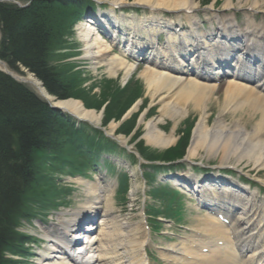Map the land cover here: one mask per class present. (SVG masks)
<instances>
[{
	"label": "bare ground",
	"instance_id": "6f19581e",
	"mask_svg": "<svg viewBox=\"0 0 264 264\" xmlns=\"http://www.w3.org/2000/svg\"><path fill=\"white\" fill-rule=\"evenodd\" d=\"M123 4H125V2L122 0H113L110 2L112 8ZM134 4L147 8L151 15L149 18L136 20L137 23L127 21L128 23L126 24V19H122L123 24L128 28L131 34L137 33L141 28L145 31L147 28L150 30L151 26L157 25L156 22L159 25L158 27L170 28L172 26L171 23L166 21L162 16L157 17L155 15L161 11L178 14H185V12L186 14H193L192 11L197 9L194 0H134ZM101 19L106 24L103 26V29L107 28L108 30L109 27L112 28L117 37L125 34L121 32L123 26L115 24L110 17H102ZM185 22L187 24L185 27L186 30H182L181 32L183 33L177 34V36L174 35V37H169L167 39V44L170 48L164 45V49L168 51L170 49V51H172V49L178 48L184 51H179L178 54L186 57L188 52L191 51H193L192 54L194 55L196 54L195 51H202V53L210 52V46L220 51L219 57L221 58L219 61L224 63L225 60L233 58L230 62V66L234 65L236 69H238V66L242 65L243 59L245 58L252 60L254 65L264 66V41L259 38H250L252 31H257L256 34L261 32L264 33V29L261 25H255V29V27L252 26L253 24L246 25L245 27L243 23L242 26H239L236 23L234 24V21L231 20L230 24L226 23L225 25L219 22L216 27L217 29L212 33L213 27H210L208 31H206V29L199 30V21L194 16L187 15ZM92 24H95V22ZM174 24L176 25L175 27H178V25L183 26L181 20H178ZM205 24H207V21H205ZM96 25L97 24L81 25L83 29L79 37L82 39L84 45L83 52L85 54L82 59L90 61L93 70L105 68V72L110 77H115L118 72L128 77L134 70V64L126 60L122 50L119 55L114 53L111 45L103 41L99 33H97V28H95ZM235 26H238L241 32L236 31L234 28ZM151 31L152 33L156 32L157 27H152ZM197 31L199 33H197ZM140 33L143 32H139V34ZM149 34L150 32H147V35ZM244 34L247 35V38L244 37ZM109 38L112 40V36ZM114 41L117 45L123 42L117 38H114L113 42ZM155 41L158 45V51L154 50L151 53H153V59L157 62L150 60L149 64L153 67H145V70L139 73V77L144 83L145 96L148 97L150 101L148 108L157 105L160 106L158 112L159 118L154 121L149 120L146 122L143 134L146 145L159 150L166 149L173 145L175 141L172 133L164 134L158 128V124L161 121L171 120L174 129L180 119L188 115L189 109L191 108L199 112V118L195 123L196 125L193 136L191 137L190 147L187 149V159L194 157L198 150L206 148L210 150L212 154L220 153L223 160H227L230 156L236 158L237 162H240L242 158H249L254 169L258 171L263 170L264 95L261 94L260 88L264 83L262 85L243 84L246 79L236 74V72H233L228 77L229 81L225 84L220 83L223 81L220 78V69L216 68V64L213 65L210 63L200 69V66L203 65L204 62L196 61L194 62L196 66L195 69H190V65H185L189 70L184 69L181 64L175 65L176 61L177 63L181 61L179 56H175L174 53L171 52L164 53V51H161V46H159L160 40L156 38ZM124 42L128 44L133 42V40L129 38L124 40ZM137 43L141 45L140 48H142V46L146 47L147 45L140 40H138ZM234 48H238L240 57L234 58V56H236V50H233ZM130 50L136 51L134 54L139 56V49L130 48ZM111 53H113L112 56H110ZM202 53H200L199 56H201ZM159 59L160 61H158ZM208 60L209 59L202 61L208 62ZM190 61L192 62L193 58H191ZM256 69L258 70V68ZM23 80L31 84L41 97L50 99L49 94L42 88L40 82L30 74L25 73ZM215 91H221L224 94L222 99L223 103L217 111V118L213 126L209 128L207 125L208 116H206V111L209 109V101H215L216 105L218 103L216 97L213 96ZM139 104L140 102H135L132 105L128 111L129 116L138 109ZM56 105L63 107L69 113L80 119L97 124L98 116L93 112L84 111L79 102L65 101L58 102ZM228 115H230V119L234 118L236 115H239V117L228 125L225 120V117ZM143 117L144 116L141 115L140 122ZM243 117H246L248 120L258 119L256 124L253 125L250 130H247L244 125L240 124ZM176 182L184 186V189H187V186L193 187L194 189L190 188L188 191L190 193L194 192L191 196L196 197L201 204L211 205L215 211L237 209L236 215L238 217L234 221L228 219L227 225L209 217L206 221L207 225H204L202 220L197 218L196 220H199L202 225H196L195 231L206 234L208 238L211 236V244H213V246H209L206 249L207 254H203V256L198 254L197 249H191L189 258L187 259L191 260V262L195 260L196 262L194 264H255V262L263 264L264 202L256 203L255 193H248L245 198L243 196L236 197L227 195L226 192H232L233 190L242 192L244 189H242L243 187L238 183L233 181L230 182V180L228 182L226 178L221 176L215 179L212 177L197 178L193 181L194 186L192 177L184 172L178 175V180ZM173 184L175 183L173 182ZM205 187L212 189V197H210L209 193H203ZM219 187L226 188V192H218ZM246 190L245 192H247ZM195 193H197V196ZM226 198L232 202L227 205L224 204ZM115 219L117 220V226L120 231L129 228L125 226L128 225V223L122 222L119 217H115ZM224 220L226 219L224 218ZM129 233L130 235L124 237L120 236L119 233L116 234L118 250L122 251L124 257L132 254L133 258V256L138 254L139 257L144 260V257L140 253L141 249L139 248H142L145 242L140 246L135 244L134 241L137 239V236H135V229H131ZM208 238L195 239L192 245L198 244L201 248H205V245L201 244L200 240L204 241ZM184 246L183 244L180 246H172L174 249H166L165 252L167 253H165V255L167 254L172 257V259L177 260L182 256ZM100 250L102 252L101 255H105L101 246ZM141 263L142 261L140 260V264ZM135 264H138V260H135Z\"/></svg>",
	"mask_w": 264,
	"mask_h": 264
},
{
	"label": "trees",
	"instance_id": "16d2710c",
	"mask_svg": "<svg viewBox=\"0 0 264 264\" xmlns=\"http://www.w3.org/2000/svg\"><path fill=\"white\" fill-rule=\"evenodd\" d=\"M51 13L58 15V9L48 1L32 0L27 9L0 3V58L14 70L21 64L50 94L63 99L71 94L69 85L48 65L62 33L56 23L46 28ZM55 119L25 86L0 74V252L13 248L12 231L27 205L25 197L27 201L37 197L32 193L37 186V162L57 147L60 132L57 125L54 128Z\"/></svg>",
	"mask_w": 264,
	"mask_h": 264
},
{
	"label": "rangeland",
	"instance_id": "374dc122",
	"mask_svg": "<svg viewBox=\"0 0 264 264\" xmlns=\"http://www.w3.org/2000/svg\"><path fill=\"white\" fill-rule=\"evenodd\" d=\"M92 1L96 5H98L99 10L104 9V8H101L104 4H102L101 2H97L96 0H92ZM194 2H195V4H199L201 7L203 5H206V4H207V6L213 5L215 10L220 12V13H217L220 18H225V15H223V13L220 11V9H221V6H225L226 3L231 4L234 8H236V6H239V5H242V7L243 6L244 7H251L252 6L249 4L248 0H194ZM215 3H216V5H214ZM262 5H264V1L257 0L256 7H259ZM128 7H129L128 5H120V9L124 10V13H127V15L130 16V14H132L133 12L135 13V10H129ZM136 9L140 10L141 11L140 13L144 12L147 14V12H148V10L144 9V8H136ZM212 14H208V16L206 17L204 12H199L198 14L196 13L198 18L202 21V23H204L206 20L210 19ZM163 15L167 19L176 20L175 17L178 16L179 14L168 13V14H163ZM179 17L182 21H184L183 19L186 16L183 17L180 14ZM210 26H211L210 22H207V24H205L206 29H209ZM107 41H109V40H107ZM80 47H81V45L79 46V48ZM71 60H73V59H71ZM80 62H82V66H84L83 64L85 62L84 61H80ZM85 66L88 67L89 69H91V66L90 67L88 65H85ZM1 69L2 68H0V70ZM83 70L81 71V74H82V76H85V73ZM141 70H142V68H138V70L134 73V75H131V77H130L131 80L129 81V83L131 81L137 80V82H139L140 86H141V88H140L138 85H136L139 88L134 87L133 90L125 89V87L122 86V80L121 79L119 80V77L121 76L120 73H118V77L116 79H111L112 83H110L108 86H106V85H103V81L104 80H110L109 76L107 74H105V72L101 69H98L95 72L91 71L92 73H89V74H91V75L94 74L93 77L89 76L88 74L85 77H82V78H85L83 83H82V88H84V92H83L82 96H79V99L81 100L80 103H84V102H87V104L94 103V104H92V107L94 109L98 110V112H100L101 114H103L104 118H106V116L108 118H112V117L118 116V114H120L122 112L120 115L123 116V117L122 116L121 117H122V121L124 122V124L126 126H128L129 124L134 123V127L129 130V134H127V136H125L124 138H122V136H121V138L128 140L130 138L131 134L136 129L137 132H136L135 136L136 135L138 137L140 136V138H137L133 141L131 140L130 142L133 144H136L138 141L141 140V137L145 131L144 127L146 125V122H148L149 120L154 121L155 119L159 118L158 112L160 110L159 105L154 106L149 111V113H147L146 116H144L145 110L147 109L150 101H149L148 97H146L144 95V93H145V89H144V85H143L144 83H143V81H141V79L139 77V73ZM95 79H98V81L93 82ZM93 85L95 86L94 89L91 88V86H93ZM100 86H101V88L99 90ZM87 89H89V90L87 91ZM140 89H141V95H140V101H138V102H140L139 107H138V109H136L135 112H133L131 114V117H130L127 115V111L133 105V101H134L135 97H138V94L140 93ZM99 91H100V93H99ZM213 96L216 97L217 102L219 104L217 103V105H216L215 101H213V102L209 101L208 113H209V115H211V117L207 121L208 122L207 125L210 128L214 124L215 119L217 118V111L219 110V107L223 103L222 102V99H223L222 92L216 91ZM141 115L144 117H143L142 121L139 122V118ZM152 115H153V117H151ZM238 117H239V115H236L234 118L230 119L231 117H230V115H228L227 117H225L226 123L229 125V124H231L232 121H235L236 119H238ZM148 118H150V119H148ZM184 118H185V116L176 125L174 132H176V129H182L183 126L190 127L191 131H192V129L194 128L195 122L199 118V112L196 110H193V109H189L188 118L187 119H184ZM192 119H193V122L191 121ZM182 121H184V122L182 123ZM238 123H239V121H238ZM254 123H255L254 120L250 121L246 117H243L242 121H240V124L244 125L247 128V130H250ZM158 128L161 129L162 132L169 134L171 131H173V124H172L171 120L170 121L165 120L163 122L161 121L158 124ZM132 130H133V132L131 133ZM122 131L128 132V129H123ZM191 136H192V132H191ZM128 146H129V144H128ZM156 150H158V149H156ZM158 152H162V151H158ZM190 161L195 162V163H199L202 165V167H204L206 169H214L216 167H223L225 170L231 169L230 172L232 173L231 177L234 178L233 180L237 179V180H239V182H241L242 184H244L246 186L254 187L252 190L256 189L255 190L256 192L263 190L261 197L262 198L264 197V170H261V171L255 170L253 167V164L249 160V158H242L240 160V162H237L236 158H233L230 156L227 160H223L221 158L220 153L212 154V152L210 150L204 148V149L198 150L197 154L194 157H192V159ZM187 164L188 163H186L184 165L187 166ZM227 168H230V169H227ZM133 169H136V167H134ZM163 173L158 175V177L159 176L164 177V175H166V172H163ZM158 177H157L156 183L164 185V182L159 181ZM136 182H138V181H136ZM128 198L130 199L131 196H129ZM183 200L188 201L189 199L186 196H184V197L182 196L181 202H183ZM150 204L152 206H156L155 208H161V209L163 208V205L160 204V202L159 203L156 202L155 199L150 200ZM188 204H189V202H188ZM131 205L132 204H130L128 202L126 203V207H130V209L132 208V210H131L132 212H126V214H124L125 213L124 210L121 211L122 209L120 210V208L118 206L115 205V208L117 209V211H118L117 213H118L119 217H121V219L131 217L130 221L134 222L137 225L135 228H137L140 232H142V228H141L142 227V225H141L142 206L144 208H146V206L148 204L145 202L141 206L135 204V206L131 207ZM172 208H175V205L172 206ZM147 210L153 214V209L150 208V205H149V208ZM180 210H182V208ZM125 211H126V209H125ZM129 214H131V215H129ZM152 217L154 218V216H152ZM155 218L156 219L165 218V219H168V221H171V222L173 221V219H169L171 217H166L165 214L164 215L158 214L157 216H155ZM194 223H196V222L193 221L192 225ZM150 224L155 225L152 222H150ZM115 231L116 230H114V232ZM178 235L180 236L181 234L178 233ZM138 237H139L138 238L139 240L143 239L142 234H140ZM182 264H185V262H183Z\"/></svg>",
	"mask_w": 264,
	"mask_h": 264
}]
</instances>
